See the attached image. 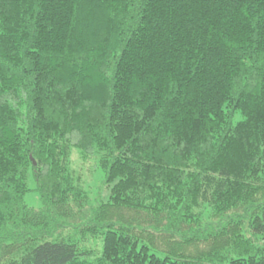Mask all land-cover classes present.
Returning a JSON list of instances; mask_svg holds the SVG:
<instances>
[{
	"label": "trees",
	"instance_id": "16d2710c",
	"mask_svg": "<svg viewBox=\"0 0 264 264\" xmlns=\"http://www.w3.org/2000/svg\"><path fill=\"white\" fill-rule=\"evenodd\" d=\"M0 264H264V0H0Z\"/></svg>",
	"mask_w": 264,
	"mask_h": 264
},
{
	"label": "rangeland",
	"instance_id": "374dc122",
	"mask_svg": "<svg viewBox=\"0 0 264 264\" xmlns=\"http://www.w3.org/2000/svg\"><path fill=\"white\" fill-rule=\"evenodd\" d=\"M71 158L72 167L81 168L80 171L83 172L84 185L89 193L90 203L95 205L97 202L106 200L108 188L103 181L104 176L101 170L94 167V160L90 158L87 162H81L76 148H72ZM29 187L31 190L25 194L24 201L27 205L38 209L41 201L38 193L33 190L35 182L32 178L29 181Z\"/></svg>",
	"mask_w": 264,
	"mask_h": 264
},
{
	"label": "water",
	"instance_id": "95a60500",
	"mask_svg": "<svg viewBox=\"0 0 264 264\" xmlns=\"http://www.w3.org/2000/svg\"><path fill=\"white\" fill-rule=\"evenodd\" d=\"M33 163H35V162L33 161Z\"/></svg>",
	"mask_w": 264,
	"mask_h": 264
}]
</instances>
